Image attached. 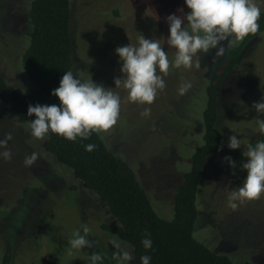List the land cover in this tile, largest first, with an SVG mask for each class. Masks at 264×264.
<instances>
[{
  "label": "rangeland",
  "instance_id": "rangeland-1",
  "mask_svg": "<svg viewBox=\"0 0 264 264\" xmlns=\"http://www.w3.org/2000/svg\"><path fill=\"white\" fill-rule=\"evenodd\" d=\"M255 2L263 11L264 0ZM70 4L78 78L91 79L121 98L119 120L109 132L101 134L135 170L157 213L167 216V197H172V185L178 178L175 173L186 155L185 145L193 146L195 142V114L201 105L198 87L224 55L216 58V49H211L198 54L199 68L196 57L191 68L170 67L164 76L166 88L158 92L153 104L132 103L127 91L114 84L116 78H123V62L116 48L138 46L141 34L146 39L159 40L169 60L174 61L175 49L166 43V17L188 13L184 0H70ZM26 12L27 0H0V75L19 90L28 83L20 68ZM230 41L231 38L221 43L226 46ZM186 82L192 87L181 95L179 89ZM262 99L264 33L246 46L242 63L221 90L218 125L223 142L207 164L198 195L200 219L195 236L236 264H264V195L259 200L236 201V209L229 206L230 193L242 186L247 176L242 165L248 158L243 153L250 136L258 131L255 119H264L252 105ZM146 107L151 108L148 117L142 115ZM27 130L0 107V139L12 135L8 141L12 159L0 157V261L10 241V264H77L81 249H71L70 241L76 230L83 234L86 226L90 229L87 239L117 264L110 243L115 237L100 228L103 223H113L105 207L67 169L57 165L44 152L40 140ZM232 135L240 139V148L228 147ZM33 152L40 158L33 167H25V157ZM224 157H231L236 166L233 168ZM130 264H134L133 260Z\"/></svg>",
  "mask_w": 264,
  "mask_h": 264
},
{
  "label": "trees",
  "instance_id": "trees-1",
  "mask_svg": "<svg viewBox=\"0 0 264 264\" xmlns=\"http://www.w3.org/2000/svg\"><path fill=\"white\" fill-rule=\"evenodd\" d=\"M70 21V0H27V30L20 68L28 83L25 89L19 90L0 75V107L27 127L28 133L29 122L35 119L34 115L27 114L28 106H59L60 101L51 93L59 87L65 71H73L78 77ZM258 22L260 30L255 35L226 45L223 60L209 69L198 87L201 105L195 114L198 119L193 135L195 142L193 146L185 145L186 155L175 173L178 178L175 186L172 185V197H167V216L157 213L152 197L140 184L135 170L120 153L108 146L101 133H93L87 140L68 141L49 132L42 142L40 140L44 152L57 165L67 169L105 207L113 223H103L100 228L131 249L134 264H141L143 255L151 257L150 264H236L228 255L213 250L195 236L200 219L198 195L207 164L223 142L218 125L221 90L242 63L246 46L264 33V10ZM258 141H264V134L259 130L250 136L245 150ZM87 144L96 145L95 150L86 151ZM55 175L57 177L56 172ZM51 176L55 178L53 173ZM145 231L151 233L152 239V248L147 250L141 243ZM7 244L0 264L11 262L12 246L10 241ZM94 253L102 256L95 264H114L111 257L93 245L81 249L82 256L77 264H93L91 256Z\"/></svg>",
  "mask_w": 264,
  "mask_h": 264
},
{
  "label": "clouds",
  "instance_id": "clouds-1",
  "mask_svg": "<svg viewBox=\"0 0 264 264\" xmlns=\"http://www.w3.org/2000/svg\"><path fill=\"white\" fill-rule=\"evenodd\" d=\"M190 10L183 16L171 14L166 17L169 25L167 45L175 49L174 61H170L167 51L159 40L146 39L143 35L138 37V46L117 47L116 53L123 62L120 69L123 78H116V88L127 91V98L132 103L151 105L158 92L166 88L164 76L170 67L191 68L193 58L196 57V67H200L199 53H208L216 49L215 57H222L225 46L221 43L229 41L235 44L249 35H255L260 30L261 9L255 0H184ZM186 21V23H185ZM215 59V58H214ZM192 87L191 83H184L179 92L185 94ZM60 101V105H29L27 114L35 116L29 122L30 133L37 140L43 141L49 132L63 137L68 141L77 138L87 140L93 133H107L117 123L120 117L121 98L112 89L92 82L91 79L82 80L74 76L73 71H65L59 87L52 91ZM252 108L264 115V99L253 103ZM145 117L151 115V108L146 107L142 113ZM255 124L261 134H264V119L256 118ZM12 139L11 133L0 139V157L11 160L12 153L8 149V141ZM228 147L238 149L241 141L237 136L229 137ZM96 145L87 144L85 150L94 151ZM247 162L242 168L247 176L242 186L232 191L229 196V206L238 207L236 201L259 200L264 195V141H258L255 146L248 145L243 153ZM40 154L33 152L23 161L25 167H33ZM234 168L235 162L231 157H224ZM88 227H83L73 233L70 241L71 249L92 247L87 239ZM141 243L144 249L152 248L151 233L145 231ZM115 249L112 258L117 264H130L133 253L127 247H122L119 238L110 242ZM93 264L102 260L99 254H92ZM151 257H140L141 264H150Z\"/></svg>",
  "mask_w": 264,
  "mask_h": 264
}]
</instances>
